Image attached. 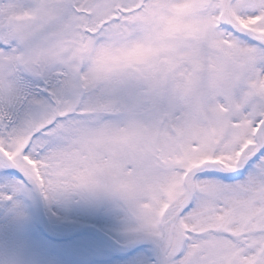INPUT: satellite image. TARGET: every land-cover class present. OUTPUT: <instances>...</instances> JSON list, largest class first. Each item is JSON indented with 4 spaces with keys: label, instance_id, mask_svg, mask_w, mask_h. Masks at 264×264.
<instances>
[{
    "label": "snow or ice",
    "instance_id": "obj_1",
    "mask_svg": "<svg viewBox=\"0 0 264 264\" xmlns=\"http://www.w3.org/2000/svg\"><path fill=\"white\" fill-rule=\"evenodd\" d=\"M118 212L130 264H264V0H0V200Z\"/></svg>",
    "mask_w": 264,
    "mask_h": 264
},
{
    "label": "rangeland",
    "instance_id": "obj_2",
    "mask_svg": "<svg viewBox=\"0 0 264 264\" xmlns=\"http://www.w3.org/2000/svg\"><path fill=\"white\" fill-rule=\"evenodd\" d=\"M40 197L47 229L52 234L64 236L91 227L102 235L83 232L69 240L47 237L39 227L36 194L30 189L12 201L0 200V264H130L131 248L113 247L102 237L110 236L125 244L118 212L75 196L49 201ZM12 203L17 204L15 209ZM9 205L11 212L2 215Z\"/></svg>",
    "mask_w": 264,
    "mask_h": 264
},
{
    "label": "water",
    "instance_id": "obj_3",
    "mask_svg": "<svg viewBox=\"0 0 264 264\" xmlns=\"http://www.w3.org/2000/svg\"><path fill=\"white\" fill-rule=\"evenodd\" d=\"M35 190V189H34ZM36 192V197H37V203H38V209H39V226L40 228L42 229L43 233L51 238H55V239H70L82 232H94V233H98L99 232H96L94 231V229L92 228H83L81 230H78L76 232H74L73 234H69V235H66V236H57L56 234H52L48 229H47V224H46V220H45V214H44V209H43V206H42V202H41V199H40V195L38 194L37 190H35ZM106 241H108L111 245H115V246H119V247H122V248H128L129 246L127 245H122V244H118V243H115V242H112L111 239H108V238H105Z\"/></svg>",
    "mask_w": 264,
    "mask_h": 264
},
{
    "label": "bare ground",
    "instance_id": "obj_4",
    "mask_svg": "<svg viewBox=\"0 0 264 264\" xmlns=\"http://www.w3.org/2000/svg\"><path fill=\"white\" fill-rule=\"evenodd\" d=\"M11 205H12L13 209H15V207H17V204L14 205V203H12ZM4 210H5V209H4ZM7 211H10V205H9L8 207H6V210H5L4 213H2V215H5V213H6ZM10 212H11V211H10ZM10 212H9V213H10ZM2 215H1V216H2Z\"/></svg>",
    "mask_w": 264,
    "mask_h": 264
}]
</instances>
